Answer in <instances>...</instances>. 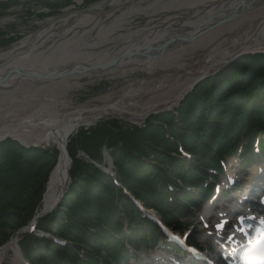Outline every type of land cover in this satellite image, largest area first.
Masks as SVG:
<instances>
[{
    "label": "trees",
    "instance_id": "obj_1",
    "mask_svg": "<svg viewBox=\"0 0 264 264\" xmlns=\"http://www.w3.org/2000/svg\"><path fill=\"white\" fill-rule=\"evenodd\" d=\"M257 134L259 155L252 153ZM247 139L243 163L264 157V54L241 57L140 127L104 120L73 135L66 147L71 184L56 209L37 220L39 231L70 247L31 234H20L18 245L31 264L125 263L122 242L136 251L153 246L159 233L124 191L182 232L180 220L210 191L208 170L220 173L219 160ZM104 152L114 178L95 166L104 165ZM57 158L54 147L0 142V248L39 212Z\"/></svg>",
    "mask_w": 264,
    "mask_h": 264
},
{
    "label": "bare ground",
    "instance_id": "obj_2",
    "mask_svg": "<svg viewBox=\"0 0 264 264\" xmlns=\"http://www.w3.org/2000/svg\"><path fill=\"white\" fill-rule=\"evenodd\" d=\"M239 1L241 12L236 21L218 24ZM106 5L109 11L102 20ZM169 12L173 13L166 15ZM58 16L48 20L40 32L21 37L12 49L0 53V117L15 118L11 122L5 118L0 129L16 128L9 135L23 144L59 150L41 211L56 204L67 184L71 164L66 147L81 129L93 128L112 117L140 124L138 110L162 109L195 79L216 70L244 46L250 52H264V0L252 4L250 0H106L86 11ZM137 17L145 22L136 25ZM226 32L231 39H225ZM176 37L190 39L176 40L160 52L151 51ZM135 51L140 55L120 57ZM13 69L18 72L8 75ZM68 71L75 74L61 76ZM133 74L144 78L128 81ZM56 76L61 77L49 82L38 79ZM85 78L87 84L121 81V88H108L104 95L74 105L71 94L82 88L80 80ZM167 81L172 82L171 88H165ZM97 108L104 109L92 111ZM63 113H69L66 120L54 127ZM262 179L264 176L253 175L251 181L259 189L258 180ZM203 219L206 224L208 220L216 225L224 223L223 217H214L210 211ZM228 242L232 244L234 239ZM13 244L14 240L2 249V260ZM15 262L21 264L18 255L14 256Z\"/></svg>",
    "mask_w": 264,
    "mask_h": 264
},
{
    "label": "rangeland",
    "instance_id": "obj_3",
    "mask_svg": "<svg viewBox=\"0 0 264 264\" xmlns=\"http://www.w3.org/2000/svg\"><path fill=\"white\" fill-rule=\"evenodd\" d=\"M104 1L106 0H0V53L6 52L12 49L14 46L13 44H15L18 41V39L20 41L21 37L23 38L27 35H33L37 32H40L43 29V27L46 26L47 24L46 22L48 20L50 21V20L59 18L60 16L58 15L63 16L66 14H70L71 11H79V12L86 11L91 6L98 4L100 2H104ZM72 4L73 6H71ZM108 11H109V7L108 5H106L103 9L104 15H101L102 20L105 17V13ZM240 12L241 11H239V13ZM170 13H173V12L166 13V15H170ZM183 15L186 16V14H183ZM235 21L236 20L232 22H228L226 24H231V23H234ZM72 22L73 20L69 21L68 23L71 24ZM144 22H145V19L143 17H137L135 24L142 25ZM223 35L225 37H228L225 39H231L229 38L230 34L228 32H226V34H223ZM10 39H13V40H10ZM143 78L144 77L142 75L133 74V75H129L128 81H132L136 79L140 80ZM155 78L160 79V75L158 76L156 75ZM49 81H52V80H42V82H49ZM88 81H89L88 78L81 79L80 83L83 84L82 88L79 89L78 92H75V93L73 92L71 94L72 95L71 101L74 102V105H76L77 103L84 104L88 102L87 100L97 97L98 94L104 95L107 92L108 88H111V87L113 88L114 86H117L114 89L121 88V81L113 82V81L101 80V81H95L93 83L87 84ZM171 85H172V82L167 81L165 84L166 86L165 88H171L173 86ZM37 98H40L43 101L44 100L47 101L44 97L41 98V96ZM175 107H171L169 111H172ZM164 108L165 107H162V109L159 110L160 113H162L161 111H163ZM21 116H19V118ZM149 116L147 118H149ZM5 118H10L8 119V121L10 122L11 120L15 119L13 117L12 118L11 117H0V123L2 122L4 123ZM111 120H117V119H111ZM117 121L127 124V125L134 126V124L127 123L122 120H117ZM140 124H142V122H140ZM47 148H43V149H47ZM79 157L84 158L82 154H80ZM108 165H109V162H108ZM224 165H225L224 166L225 174H228L231 178H234L238 181L236 185L238 186V188L237 190L232 191L231 196L234 198V201L235 200L242 201L243 196L247 193L249 187L252 184L251 179H252V176L256 172L257 166L254 165L251 168L250 167L247 168V175H245L246 170L244 171L243 175L241 174L236 175V172L238 171L239 166H237V163L234 159L227 158L226 163ZM263 165L264 163H259V167L262 170L260 174L262 176H264V166ZM243 169H246V168L242 167V170ZM224 177L225 175L221 176L220 178H218V181H221L222 179H224ZM258 183L261 184L260 188L257 189V187L256 188L254 187L252 193L248 196L247 200L248 202L252 201L253 202L252 204L256 206L255 208L259 209L258 199H256L255 197L261 196L264 193V179H262L261 181L258 180ZM232 188H230L229 190H232ZM232 197L228 196V198H232ZM226 206H231V204H226ZM241 207L243 209H248L249 205H245L244 202H242ZM222 208L223 210H225L224 203L220 201H215V202H212L211 204L206 203L205 206L203 207L192 208L187 219L181 221V223L185 224V226L191 224V228L190 230H188L190 232L189 240L194 239L195 241L194 245H196L203 252L204 255H206L207 253L210 254L213 259L218 258V255L216 254V246L214 244V241L210 239L207 240L206 238V234L212 233V231L210 227H209L210 232L204 229V225L202 224L204 221H202L201 218H203L206 211H211L213 215H216L218 212L220 213V210ZM149 214L152 217H154L156 220H158L155 213L150 212ZM208 221H209V225L212 226L211 224L212 221L211 220H208ZM159 243L158 245H160ZM13 250L15 251V248H13ZM161 251L162 250H159V253H161ZM154 252H155L154 250H151V251L142 250L139 253L134 254L136 260L131 261L130 264H139L137 259L140 260L141 257L147 256L149 254H154ZM13 260H14V255L9 250L7 254L4 255L3 262H7L9 264H16V262L13 263Z\"/></svg>",
    "mask_w": 264,
    "mask_h": 264
},
{
    "label": "water",
    "instance_id": "obj_4",
    "mask_svg": "<svg viewBox=\"0 0 264 264\" xmlns=\"http://www.w3.org/2000/svg\"><path fill=\"white\" fill-rule=\"evenodd\" d=\"M254 2V0H250V3L252 4ZM242 5V3L239 1V3H238V5L233 9V11L229 14V15H227L226 17H224L222 20H221V22L220 23H218V24H220V25H224V24H226V23H228V22H232L237 16H238V14H239V7ZM217 24V25H218ZM261 23H259L258 25H260ZM257 25V26H258ZM257 31V30H256ZM255 31V32H256ZM253 33H254V31H253ZM190 39V38H189ZM189 39L187 38V37H183V38H178V37H176V38H171V39H169V40H167V41H165L162 45H160L159 47H156V48H154L153 50H151V51H153V52H160V51H163L164 50V48L165 47H167V46H169L170 44H172V43H174L176 40L177 41H180V42H188L189 41ZM254 53H257V52H250L249 51V49H247L245 46L243 47V49L242 50H240V52H238L236 55H233V56H231V57H229L228 59H225V60H223V62L221 63V65H220V67H223V66H225V65H227V64H229V63H231L234 59H236V58H238V57H240V56H243V55H246V54H254ZM138 55H140V53L138 52V51H135V52H133V53H130V54H128V53H125V54H122L120 57H126V56H138ZM114 62H116V60L114 61ZM18 72V70L17 69H13V70H11L9 73H8V75H10L11 73H17ZM23 73V72H22ZM26 77H28V78H31V76L27 73H23ZM73 74H75V72L74 71H68V72H66V73H64L63 75H61V76H72ZM61 76H56L55 78H48V77H38V79H42V80H52V81H54V79H57V78H59V77H61ZM207 75H206V73H204V74H202L200 77H198L197 79H195L192 83H190L188 86H186L184 89H182V91H181V93L173 100V101H171V102H168L167 103V105H165V104H163V105H160V106H164L165 108L163 109V111H161V112H165V111H168L171 107H175V105H178L182 100H183V98L194 88V86L198 83V82H200L201 80H203L205 77H206ZM5 78H7V77H5ZM3 81H4V79H3ZM159 105V104H158ZM154 108L155 107H151L150 109H147V111H143V110H138V114H140L141 116V121L140 122H145V120H146V118L149 116V115H152V114H157V113H160V111L159 110H155L154 111ZM102 109H104V108H97V109H92V111H100V110H102ZM73 112H76V111H73ZM68 114L69 113H63V114H61L60 115V117H59V122L54 126V127H58V126H61L62 124H63V122H64V120H66V117L68 116ZM112 119H117V120H122V121H124V122H127V123H129V121L127 120V119H123V118H118V117H112ZM134 125H136V126H139L140 124H134ZM13 131H16V128H7V129H0V141H2V140H4V139H6V138H12L10 135H9V133H11V132H13ZM6 133H8V135L6 134ZM13 140H15L14 138H12ZM15 141H17V140H15ZM18 142V141H17ZM21 145H23V146H25V147H30V146H33V147H38V146H36V145H34V144H23V143H21V142H19ZM57 150H58V148H56ZM59 151V150H58ZM69 161H70V164H72V162H71V160H70V158H69ZM70 183H71V179H70V175H69V172H68V176H67V184L64 186V188H63V190H62V192H61V194H60V196L58 197V200H57V202H56V204L55 205H57L60 201H61V199H62V197H63V195L67 192V189H68V186L70 185ZM39 217V215L38 216H36L34 219H33V221H36V219ZM21 232H23V230H20V231H18L17 232V234L18 233H21ZM15 241V240H14Z\"/></svg>",
    "mask_w": 264,
    "mask_h": 264
}]
</instances>
